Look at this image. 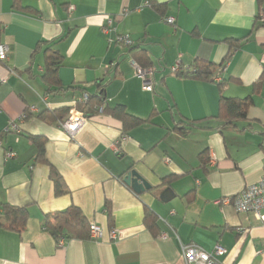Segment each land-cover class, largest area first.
Segmentation results:
<instances>
[{
    "label": "crops",
    "instance_id": "0c3cea01",
    "mask_svg": "<svg viewBox=\"0 0 264 264\" xmlns=\"http://www.w3.org/2000/svg\"><path fill=\"white\" fill-rule=\"evenodd\" d=\"M262 13L264 0H19L18 6L0 0V41L10 48L0 61V201L29 211L23 231L0 227V264H186L182 245L188 244L224 247V264H264V222L214 203L264 176ZM108 16L115 22L105 31ZM118 35H130L133 45H120ZM44 44L63 56L57 91L42 76ZM230 52L225 76L238 81L227 84L225 95L245 99L246 118L222 130L217 82L181 78L173 68L196 59L221 65ZM133 61L154 68L151 90ZM84 92L150 121L123 133L119 119L97 112L71 138L60 121L38 116L49 107H72ZM32 106L38 111L20 121ZM11 119L19 133H4ZM32 135L46 138L48 162L39 159ZM52 166L67 193L56 194ZM131 170L151 187L137 193L126 185ZM71 206L102 226L103 237L57 243L42 222ZM146 208L156 215L154 230L145 224Z\"/></svg>",
    "mask_w": 264,
    "mask_h": 264
},
{
    "label": "trees",
    "instance_id": "16d2710c",
    "mask_svg": "<svg viewBox=\"0 0 264 264\" xmlns=\"http://www.w3.org/2000/svg\"><path fill=\"white\" fill-rule=\"evenodd\" d=\"M15 4H17L18 6L19 0H15ZM259 17L260 14L258 15V20ZM258 20L257 22L260 23L259 25L264 26V24L260 20ZM228 41L232 45L233 43H235L233 42L234 40L228 39ZM44 45L46 63L42 76L48 85V90L57 91L58 88H62V83L59 78V69L63 64V56L59 51L53 49L49 44ZM40 46H42V44H40ZM232 54L233 53L230 52V54L225 58L224 63H222L221 65H215L212 62L196 59L191 67L186 69H178L175 72L177 76L185 79L217 82L220 91V109L218 116L215 118L219 121L222 130L228 125L236 126L238 121L245 120L246 118L243 112L245 99L239 97H227L225 95V87L227 86V84L238 81L232 76H225L226 65L232 58ZM103 100L104 99L102 98V94H89L88 102L78 103L77 107L82 110L88 117L89 115L99 112L98 109ZM28 109L29 108L27 107L25 112ZM70 109L71 107L54 110L50 109L49 107L40 112L38 116L50 122H61L69 116ZM103 112H109L112 116L121 121L123 133H128L133 128L150 121V118L144 119L129 113L127 108L122 104H118L113 108L105 107ZM30 115L31 114L29 113L26 116V119ZM252 122L253 121H250L249 125H252ZM181 124H183V122ZM192 125L193 122H190L189 126L192 127ZM175 129L179 130V132L183 135H187L189 133V130L181 128L179 125H177ZM261 135L264 137V129L261 131ZM31 139L37 146L39 159L48 162L45 155L46 138L43 136L32 135ZM174 177L175 176H173L169 181L175 179ZM51 178L54 181L55 192L57 195L65 194L69 191L63 177L58 173V171L55 170L53 166ZM28 218L29 211L27 206H17L12 205L8 202L0 201V227H8L21 232L26 227ZM110 219L112 220L111 217ZM144 220L145 224L150 229L154 230L155 227H157V218L151 209H145ZM42 226L45 230L49 231L54 236L57 243L59 242L60 238H90L89 221L87 220L81 209L77 206H71L64 210L46 214L42 222Z\"/></svg>",
    "mask_w": 264,
    "mask_h": 264
},
{
    "label": "built area",
    "instance_id": "2783aa9c",
    "mask_svg": "<svg viewBox=\"0 0 264 264\" xmlns=\"http://www.w3.org/2000/svg\"><path fill=\"white\" fill-rule=\"evenodd\" d=\"M146 4H148L146 2ZM75 10L74 5L68 6L69 15L73 14ZM128 10L125 11L127 13ZM124 13V14H125ZM163 20L169 24H175L176 20L173 16H165ZM259 20L264 24V13L260 14ZM115 19L112 16H108L106 19V26L103 27L105 31H109V28L113 26ZM3 28L1 16H0V32ZM116 42L120 45L131 46L133 45V40L130 35H118ZM10 52L9 46L0 41V61H5L8 58ZM135 67L136 76L142 80L143 87L146 90H151L153 88V78L155 74V70L153 67H143L137 64L136 62H132ZM176 72L180 69L178 66L173 68ZM89 100V94L87 92L82 93L72 105L70 109L69 116L60 122L61 127L68 133L71 138H74L78 132H80L88 122V117L85 113L77 107L78 103H87ZM43 102L46 106L49 105L48 97H43ZM106 107V100H103L102 104L99 107V112H103ZM38 111L36 106L29 107V109L24 112L19 120L22 121L26 118V116L30 113ZM4 133L10 132H20V127L18 122L15 119H11L8 121L7 125L4 128ZM121 138V140H124ZM118 147V142H117ZM14 154L8 153V156H13ZM215 160H212V163ZM216 205H228L231 204L234 206L237 212L240 213H254L258 216L260 220L264 222V176L263 178L255 183L250 184L246 188H244L239 193L235 194L232 197H224L221 199H217L214 202ZM247 230L245 228L238 229V232L245 233ZM103 237V228L97 223H92L90 225V238L98 239ZM111 237L117 238L118 234L116 230H111ZM163 237H167L166 234H163ZM64 238H60L59 244H63ZM227 250L220 246L216 245L212 251H207L201 246L196 244H188L182 245V255L186 264H224L219 260L220 256H224Z\"/></svg>",
    "mask_w": 264,
    "mask_h": 264
},
{
    "label": "water",
    "instance_id": "95a60500",
    "mask_svg": "<svg viewBox=\"0 0 264 264\" xmlns=\"http://www.w3.org/2000/svg\"><path fill=\"white\" fill-rule=\"evenodd\" d=\"M123 182L132 187L137 193L144 192L151 187L149 182L137 170L129 171L124 176Z\"/></svg>",
    "mask_w": 264,
    "mask_h": 264
}]
</instances>
